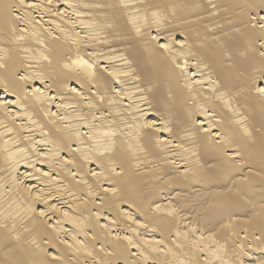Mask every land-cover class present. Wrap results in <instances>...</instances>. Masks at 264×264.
Instances as JSON below:
<instances>
[{
	"label": "bare ground",
	"instance_id": "bare-ground-1",
	"mask_svg": "<svg viewBox=\"0 0 264 264\" xmlns=\"http://www.w3.org/2000/svg\"><path fill=\"white\" fill-rule=\"evenodd\" d=\"M0 264H264V0H0Z\"/></svg>",
	"mask_w": 264,
	"mask_h": 264
}]
</instances>
